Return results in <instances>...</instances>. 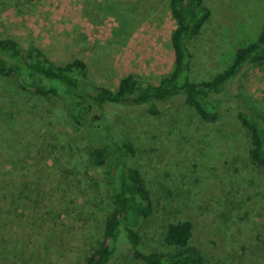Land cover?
<instances>
[{
  "label": "rangeland",
  "instance_id": "rangeland-1",
  "mask_svg": "<svg viewBox=\"0 0 264 264\" xmlns=\"http://www.w3.org/2000/svg\"><path fill=\"white\" fill-rule=\"evenodd\" d=\"M96 1L101 13L111 11L113 0L84 2ZM64 2L0 0V36L23 52L40 49L56 65L82 59L94 86L114 89L128 73L155 83L172 70L175 19L164 3L100 17L68 14ZM212 19L203 28L210 46L198 35L188 43L191 80L213 78L234 58L222 53L223 34L212 33ZM262 71L264 62L245 65L235 87L264 113ZM67 102L27 88L21 75L0 73V264H84L112 206L114 164L95 165L94 150L118 139L133 146L130 162L152 202L139 229L142 248L174 251L167 225L190 220L191 244L207 264H264V165L251 159L250 135L234 110L205 121L176 95L159 103L160 114L128 109L101 118L95 110L90 127L74 121ZM113 264L147 263L127 248Z\"/></svg>",
  "mask_w": 264,
  "mask_h": 264
},
{
  "label": "trees",
  "instance_id": "trees-1",
  "mask_svg": "<svg viewBox=\"0 0 264 264\" xmlns=\"http://www.w3.org/2000/svg\"><path fill=\"white\" fill-rule=\"evenodd\" d=\"M168 5L176 22L171 34L174 65L155 83L140 84L136 74L128 73L114 89L94 86L86 80L87 65L82 59L56 65L40 49L23 52L15 39L1 36L0 73L23 76L26 87L40 95H61L68 101L74 121L90 127L95 121L92 120L95 110L101 118H113V112L128 109H147L160 114L159 103L176 95H181L205 121L215 120L223 111L234 110L250 135L251 159L264 165V113L247 105V98L235 87L241 68L264 62V25L254 41L237 49L224 70L213 78L195 81L188 74L191 63L188 43L199 34L209 8L203 0H169ZM133 154V146L123 139L112 140L94 150L95 165L107 161L114 164L110 177L112 206L105 219L103 239L85 257L84 264H113L127 248L147 264H207L199 249L191 244L190 220L167 225L165 241L174 251L163 253L142 248L139 229L153 207L140 170L130 162Z\"/></svg>",
  "mask_w": 264,
  "mask_h": 264
},
{
  "label": "crops",
  "instance_id": "crops-1",
  "mask_svg": "<svg viewBox=\"0 0 264 264\" xmlns=\"http://www.w3.org/2000/svg\"><path fill=\"white\" fill-rule=\"evenodd\" d=\"M84 1L86 0H67V2H64L63 0L64 9H68V14L71 15L124 17L130 15L134 16V12L131 9H129L131 11L127 12L126 14V10L128 8H134L138 11L136 14H139V11H141L143 7L150 9L153 5H155V7L158 6L161 8L164 3L165 13L169 11L167 5L169 0H113L112 2H108L106 4L108 5V9L111 11L103 13L99 11L100 3L97 1L89 4ZM258 1H255L254 6H249V3L243 4V0H203L204 4L209 8L210 11L209 16L204 21V23L210 17H213L211 21L212 33L217 34L220 31V34H223V37H220L219 35V37L223 38V40L218 42L219 44L223 43L222 45H224L226 48L223 49L222 53L227 50L228 52L232 51L233 55H235L237 49L247 45L257 38L256 37L254 40L247 43L251 37V34H256V31H259L257 33L258 36L262 26L264 25V3L261 2V0ZM245 5L249 7H246ZM88 9L90 11H87ZM204 23L198 36H200L199 38L202 44L205 46H210L209 42L211 37L207 36V33L203 31L205 26ZM173 25L175 28L176 22H174ZM218 43H214L212 46L215 47ZM257 73L258 77L260 76L261 84L264 87V71ZM257 73H255V76H257Z\"/></svg>",
  "mask_w": 264,
  "mask_h": 264
}]
</instances>
